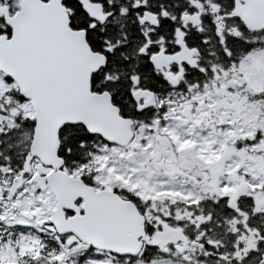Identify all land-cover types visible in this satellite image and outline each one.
<instances>
[{"label":"snow or ice","instance_id":"1","mask_svg":"<svg viewBox=\"0 0 264 264\" xmlns=\"http://www.w3.org/2000/svg\"><path fill=\"white\" fill-rule=\"evenodd\" d=\"M0 264H264V0H0Z\"/></svg>","mask_w":264,"mask_h":264}]
</instances>
